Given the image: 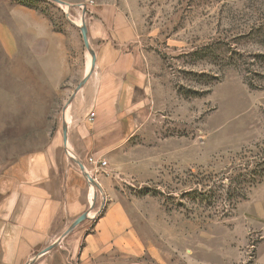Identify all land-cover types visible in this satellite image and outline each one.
Here are the masks:
<instances>
[{
	"label": "rangeland",
	"instance_id": "rangeland-1",
	"mask_svg": "<svg viewBox=\"0 0 264 264\" xmlns=\"http://www.w3.org/2000/svg\"><path fill=\"white\" fill-rule=\"evenodd\" d=\"M105 20L125 34L99 36ZM108 37L150 61V115L122 145L76 158L63 131ZM70 165L93 179L92 204L71 242H39L15 206ZM114 200L144 250L95 264H264V0H0V264H78L73 230Z\"/></svg>",
	"mask_w": 264,
	"mask_h": 264
},
{
	"label": "crops",
	"instance_id": "crops-1",
	"mask_svg": "<svg viewBox=\"0 0 264 264\" xmlns=\"http://www.w3.org/2000/svg\"><path fill=\"white\" fill-rule=\"evenodd\" d=\"M101 12L98 10V14ZM106 18L110 19L108 16L103 19ZM109 23L100 21L99 36H110L115 31L125 34V29L112 28ZM107 39L109 41L102 44L103 48L97 50L94 67L72 102L78 106H74L70 114L66 146L76 158L103 154L109 150L107 148L122 145L142 128L144 114H147L146 119L150 115L151 102L148 99L153 83L145 86V81L156 77L150 69V61L132 57L111 37ZM100 51H104L103 56L98 53ZM64 172L66 177L56 175L48 181L46 192L37 190L32 194L31 207L15 206L16 219L22 212L31 213L30 226L39 242L56 241L58 234H64L65 229L80 215L86 214L92 204L94 194L89 192L87 180L80 174L81 169L70 165ZM99 181L102 187L103 182ZM25 222L20 225L28 226ZM49 227L58 229V233H46L45 229ZM89 227L88 231H84V226L73 230L79 244L78 264H95L93 260L112 253L138 257L144 250L138 230L119 201L108 203ZM71 234L69 231L61 241L71 242ZM66 259H69L68 255Z\"/></svg>",
	"mask_w": 264,
	"mask_h": 264
},
{
	"label": "water",
	"instance_id": "water-1",
	"mask_svg": "<svg viewBox=\"0 0 264 264\" xmlns=\"http://www.w3.org/2000/svg\"><path fill=\"white\" fill-rule=\"evenodd\" d=\"M81 35H82V39H83V43L86 47H88V37H87V30H86V27H82L81 28ZM94 64H95V55L93 54L92 55V59H91V68L94 67ZM86 79H84L85 81ZM84 81L80 84H78V86L76 87L75 89V92L78 91L80 89V87L82 86V84L84 83ZM63 139H64V143L66 144V129L64 128V131H63ZM80 166V169L81 170H84V167L82 165H79ZM85 177L87 179L88 182L92 183L93 182V179L88 175V174H85ZM86 218V214H82L80 215L76 220H74L72 222V224L70 225V227L65 231V234H67L75 225H77L80 221L84 220Z\"/></svg>",
	"mask_w": 264,
	"mask_h": 264
},
{
	"label": "built area",
	"instance_id": "built-area-1",
	"mask_svg": "<svg viewBox=\"0 0 264 264\" xmlns=\"http://www.w3.org/2000/svg\"><path fill=\"white\" fill-rule=\"evenodd\" d=\"M88 163L93 167L94 170H97V169L103 167L106 164V161L100 160V159L95 158V157H89Z\"/></svg>",
	"mask_w": 264,
	"mask_h": 264
},
{
	"label": "trees",
	"instance_id": "trees-1",
	"mask_svg": "<svg viewBox=\"0 0 264 264\" xmlns=\"http://www.w3.org/2000/svg\"><path fill=\"white\" fill-rule=\"evenodd\" d=\"M257 175L256 174H252V178H255ZM255 182L254 179L251 180V182L249 183V186L252 185ZM237 189V190H236ZM238 190H242V188H235L233 189L232 193L230 194L233 198L235 199H240V198H244L245 194L244 193H239ZM228 193V192H227Z\"/></svg>",
	"mask_w": 264,
	"mask_h": 264
}]
</instances>
